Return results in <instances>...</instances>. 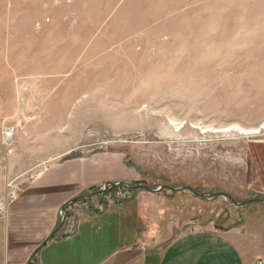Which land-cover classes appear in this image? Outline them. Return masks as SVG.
I'll use <instances>...</instances> for the list:
<instances>
[{"label":"rangeland","instance_id":"374dc122","mask_svg":"<svg viewBox=\"0 0 264 264\" xmlns=\"http://www.w3.org/2000/svg\"><path fill=\"white\" fill-rule=\"evenodd\" d=\"M45 175L85 180L65 213L246 220L264 260V0H0V212Z\"/></svg>","mask_w":264,"mask_h":264},{"label":"crops","instance_id":"0c3cea01","mask_svg":"<svg viewBox=\"0 0 264 264\" xmlns=\"http://www.w3.org/2000/svg\"><path fill=\"white\" fill-rule=\"evenodd\" d=\"M85 189V180L72 186L47 175L22 187L0 212V264H255L263 254L261 236L246 220L244 228L183 230L172 200L159 199L153 215L152 203L146 212H95L80 200L65 213ZM167 202L175 214L167 213Z\"/></svg>","mask_w":264,"mask_h":264},{"label":"built area","instance_id":"2783aa9c","mask_svg":"<svg viewBox=\"0 0 264 264\" xmlns=\"http://www.w3.org/2000/svg\"><path fill=\"white\" fill-rule=\"evenodd\" d=\"M14 129H6L3 133V139H2V144L4 146H9L11 145V142L13 141L14 137H15V133H14ZM9 189L12 190L11 184L9 185ZM13 190H16L15 188ZM16 197V193L15 191L11 192L10 194H8V198L6 202H10L13 201ZM256 264H264V260H261L259 262H257Z\"/></svg>","mask_w":264,"mask_h":264},{"label":"bare ground","instance_id":"6f19581e","mask_svg":"<svg viewBox=\"0 0 264 264\" xmlns=\"http://www.w3.org/2000/svg\"><path fill=\"white\" fill-rule=\"evenodd\" d=\"M239 130L245 132L246 134H248L250 136H254V137L260 133V130L259 129H240L239 128Z\"/></svg>","mask_w":264,"mask_h":264},{"label":"water","instance_id":"95a60500","mask_svg":"<svg viewBox=\"0 0 264 264\" xmlns=\"http://www.w3.org/2000/svg\"><path fill=\"white\" fill-rule=\"evenodd\" d=\"M181 190H182V189H181ZM181 190H180V191H181Z\"/></svg>","mask_w":264,"mask_h":264}]
</instances>
